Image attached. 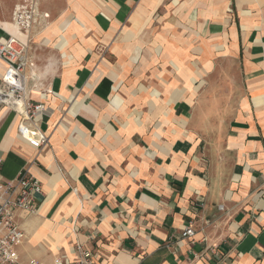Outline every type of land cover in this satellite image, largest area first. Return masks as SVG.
<instances>
[{
  "label": "crops",
  "instance_id": "crops-1",
  "mask_svg": "<svg viewBox=\"0 0 264 264\" xmlns=\"http://www.w3.org/2000/svg\"><path fill=\"white\" fill-rule=\"evenodd\" d=\"M157 18L196 46H143ZM8 36L28 42L48 136L35 151L0 107V182L42 188L22 262L77 242L94 264H264V0H0Z\"/></svg>",
  "mask_w": 264,
  "mask_h": 264
},
{
  "label": "built area",
  "instance_id": "built-area-1",
  "mask_svg": "<svg viewBox=\"0 0 264 264\" xmlns=\"http://www.w3.org/2000/svg\"><path fill=\"white\" fill-rule=\"evenodd\" d=\"M24 15L27 16V13ZM28 51V42L16 37L8 36L0 41V61L5 65L0 78V107H5L18 116L17 135L40 152L48 145V136L40 129L39 117L44 104L29 98L30 90L25 73L33 67V61ZM38 196H42L41 185L27 173H21L13 180L0 182V264H42L36 260L22 262L16 250L23 240V233L17 222L18 216L21 213L36 214ZM193 234V229L188 226L182 237H191ZM72 250L76 259L71 261L65 255H59L54 257L51 264H94L93 253L83 244L74 243Z\"/></svg>",
  "mask_w": 264,
  "mask_h": 264
},
{
  "label": "rangeland",
  "instance_id": "rangeland-1",
  "mask_svg": "<svg viewBox=\"0 0 264 264\" xmlns=\"http://www.w3.org/2000/svg\"><path fill=\"white\" fill-rule=\"evenodd\" d=\"M34 1H36V0H34ZM171 18H173V16H171ZM149 31H150L149 36L144 39L143 46H145V47H153L156 44L162 43L164 48L166 46L173 47L174 45H179L180 48L183 50L184 46H187L189 44H191L192 46H196L195 42L193 41V38H191V32L188 29H185L184 27L179 26L177 23H173L171 21V19H169V18H166V19L157 18L153 22ZM144 51L149 52V53L151 52V54H143V57L144 56L146 58L152 57V50L147 49ZM167 56L168 57L179 56L181 58L183 57L182 53H180V52L168 54ZM193 56H195V55H189L187 57L188 62H190V63H188V66H191V64H194L195 59ZM159 57H163V55H161ZM154 61H155V59H151L150 63L153 62V66H156V67L158 66L157 65L158 63L162 62V60H160V58H158V57L156 58V62H154ZM168 61L169 60L166 59V62H168ZM165 65H166L165 67L168 68V70L170 72H169V74H167V73H164V74H166V77H169V75L173 74L174 71H173L172 65L170 63H166ZM221 73H222V70L215 69L213 75L211 76L212 79H214V80L218 79V81H220ZM223 88L224 87H222V86L221 87L215 86L214 90H213V94H215V95L218 93L222 94ZM217 109H219V105L214 104L213 110H217ZM214 120H217V118L214 117Z\"/></svg>",
  "mask_w": 264,
  "mask_h": 264
}]
</instances>
